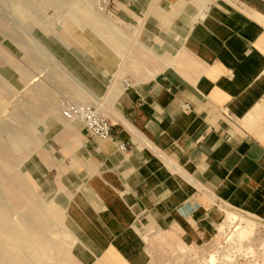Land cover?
I'll return each instance as SVG.
<instances>
[{
    "label": "crops",
    "instance_id": "crops-1",
    "mask_svg": "<svg viewBox=\"0 0 264 264\" xmlns=\"http://www.w3.org/2000/svg\"><path fill=\"white\" fill-rule=\"evenodd\" d=\"M150 22L141 32V64L176 53L159 61L164 68L149 82L115 94L124 104L110 120L108 141L81 127L58 149L59 176L80 182L61 206L66 217L65 209L49 211L84 249L66 264H144L140 231L175 233L196 245L215 203L264 220V0H218L209 8L170 0L154 8ZM7 77L11 84L24 78L13 70ZM41 122L64 138L78 127L49 115ZM11 145L8 159L21 149L29 156L24 140ZM35 151L25 175L34 193L33 178L49 163ZM1 205L0 229L7 231Z\"/></svg>",
    "mask_w": 264,
    "mask_h": 264
},
{
    "label": "rangeland",
    "instance_id": "rangeland-1",
    "mask_svg": "<svg viewBox=\"0 0 264 264\" xmlns=\"http://www.w3.org/2000/svg\"><path fill=\"white\" fill-rule=\"evenodd\" d=\"M50 1L0 0V164L6 172L5 180H0V202L10 220L6 229L13 235L0 229V264H66L84 251L78 240L65 233L70 225L49 214L50 207L65 209L61 206H68L72 199L68 191L80 185L59 176L58 149L73 143L83 126L78 121L77 131L64 138L48 133L41 117L49 115L51 121L70 124L64 112L86 107L109 122L119 118L124 101L114 102L115 94L149 82L153 73L164 68L159 61L166 62L176 53L168 49L141 64V32L153 27L154 8L170 0ZM217 1L200 3L209 8ZM82 6L102 26L97 41L124 39L115 61L111 51H101L74 24L75 19L88 21ZM12 70L24 78L8 83ZM261 104L264 109V99ZM260 119L264 124V118ZM16 139L28 145L27 158L24 149L7 158V149ZM35 149L49 157L41 174L33 178L36 193L25 182ZM211 208L209 229L196 245H188L175 233L138 231L144 264H264V220L216 203ZM64 211L66 217L68 211Z\"/></svg>",
    "mask_w": 264,
    "mask_h": 264
},
{
    "label": "built area",
    "instance_id": "built-area-1",
    "mask_svg": "<svg viewBox=\"0 0 264 264\" xmlns=\"http://www.w3.org/2000/svg\"><path fill=\"white\" fill-rule=\"evenodd\" d=\"M64 116L68 120L77 119L80 121L84 130L90 137L101 141H108L111 137V123L93 108L76 107L72 110L68 109L64 112ZM120 149L121 151H126V147L123 145Z\"/></svg>",
    "mask_w": 264,
    "mask_h": 264
},
{
    "label": "bare ground",
    "instance_id": "bare-ground-1",
    "mask_svg": "<svg viewBox=\"0 0 264 264\" xmlns=\"http://www.w3.org/2000/svg\"><path fill=\"white\" fill-rule=\"evenodd\" d=\"M48 1H50V0H48ZM55 0H51L50 2H47V3H49V4H51L52 2H54ZM88 1V0H87ZM77 3V2H76ZM73 5V4H72ZM49 7V6H48ZM47 7V8H48ZM57 7V6H56ZM64 9V8H63ZM195 9V8H194ZM52 10V9H51ZM80 10H81V12L82 13H84V14H86L87 16H88V21L87 20H84V21H82V20H80L79 21V19L78 20H74L75 22H74V24L77 26V27H79L80 28V30L83 32H85L86 31V33L90 36V38H92L91 40H93L95 43H96V47L97 48H99L101 51H104V52H108L109 50L108 49H110V48H113V49H115L118 53L120 52V51H122L121 49H122V46L124 45V43H125V41H124V39H114L113 41H111L110 43L108 42V41H106L105 39H104V42L103 41H97V39L96 38H98L99 36L98 35H100L101 33H102V26H101V24H99L97 21H95V20H93V18H91V11L87 8V7H85V6H82L81 8H80ZM191 11V10H190ZM193 11V10H192ZM74 12V11H73ZM71 13V12H70ZM192 14V13H191ZM78 15V14H77ZM71 16V15H70ZM71 18V17H70ZM73 18V17H72ZM77 21V22H76ZM88 49H90V46H89V48ZM89 63H90V61H89ZM98 66V65H97ZM102 69V68H101ZM87 70V69H86ZM90 71V70H89ZM70 122H78V120L77 119H73V120H69ZM232 218L233 219H236V217L235 216H232ZM241 222H242V220H241ZM246 233V232H245ZM242 234H243V232H242ZM243 236V235H242ZM244 236H246V234L244 235Z\"/></svg>",
    "mask_w": 264,
    "mask_h": 264
}]
</instances>
